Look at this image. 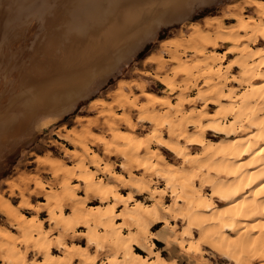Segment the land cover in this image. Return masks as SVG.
Masks as SVG:
<instances>
[{
	"label": "bare ground",
	"instance_id": "1",
	"mask_svg": "<svg viewBox=\"0 0 264 264\" xmlns=\"http://www.w3.org/2000/svg\"><path fill=\"white\" fill-rule=\"evenodd\" d=\"M216 1H61L62 21L49 23L50 14L44 15L41 21L47 19L48 30L42 32L43 24L38 33L41 29L47 34V45L55 37L57 43L67 45V52H82L85 58L79 56L73 67H61L58 75L40 81L36 91L42 93L30 96L26 105H36L44 97L45 104H53L50 118L68 112L97 82L128 63L162 25L189 18L196 8ZM249 4L254 7L251 14L237 7L222 17L205 19L203 25L192 22L185 43L173 38L161 42L174 48L167 47L168 57L161 54L150 61L157 63L154 71L142 72L163 85L162 94L142 81L122 80L112 100L92 99L91 105L98 109L94 121L63 136L73 146V163L37 156L55 184L34 180V190L44 202L36 208L25 203L35 211L32 217L0 194V213L15 230L0 228V252L6 262L178 264L172 252L165 256V249L158 248L164 242L169 252L176 248L194 264H202L208 250L233 264H264V0ZM61 51L51 56L52 70L60 65L55 63ZM89 56L92 59H86ZM51 61L44 56L39 64L42 68ZM39 69L40 65L35 67L37 73ZM66 99L56 110L54 103ZM146 124L149 130L139 132ZM98 125L108 137L93 134ZM95 143L101 145L102 155L94 150ZM110 157L116 161L109 163ZM11 186V191L20 190ZM40 212H45L50 229L39 218ZM158 225L156 234L153 229ZM28 249L41 259L28 261Z\"/></svg>",
	"mask_w": 264,
	"mask_h": 264
},
{
	"label": "rangeland",
	"instance_id": "2",
	"mask_svg": "<svg viewBox=\"0 0 264 264\" xmlns=\"http://www.w3.org/2000/svg\"><path fill=\"white\" fill-rule=\"evenodd\" d=\"M61 1L65 2V0H0V42L4 38L2 41L3 43H1L2 45L0 44V47L2 46L0 50H2L4 53L0 51V54L4 55L7 53L6 55H4L5 58L3 57L4 61L0 60V80H1L0 82V127H1L0 128V194L4 198L10 199L11 203H13L15 207L17 206L20 212L26 214L29 217H32L35 214V211L27 208L25 206V203L28 201L30 204H32L34 208H36L39 205H41V202H44L43 197H40L39 196L40 194L34 190V185H33L34 180L38 178L47 186L48 185L51 186L52 184L53 185L55 184L54 177L51 175L50 171H48L49 170L48 167L47 166L44 167V165L39 164L36 161L37 156H49V157L58 158V159L63 160L66 164L73 163L74 160H73V155L71 152V150L73 149V146L67 140H65L63 136H65V134L68 133L69 129L74 128V130L76 129L78 131H81V128H84V126L87 123L94 121L95 117L97 116L98 109L94 108L91 105L90 102L92 99L101 98V99H105L108 101L112 100L114 92H115L113 90L118 88L117 87L118 82L122 80H124L123 82L128 81L127 83L133 80L142 81L146 86H149L151 90L159 94H162L161 90L163 89V85L160 82L158 83V81L152 78L150 75H143L142 71H149V72L154 71V69H156L157 63H151L150 61L157 58L159 55L162 54L163 55V56L161 55L162 57H168V53H169L168 48L169 49L171 48L170 50H172V47L174 48V45L169 44L165 46L161 44L163 40L168 39V38H173L176 41H179L180 43H185L187 41L186 38H188V35L191 33V23L192 22H198L203 25L205 19L211 18L212 16L222 17L225 13L232 11L234 8L236 9L237 7L244 8V10L250 14L254 10V7L249 4L250 0H217L216 2L205 3L204 5L196 8V10L192 12L189 18L176 21L169 25H162L158 29L156 35L153 38L147 40L143 44L141 49L137 51L136 55L128 63L122 65L118 71L108 76L105 81L97 82L98 84L94 86V89H92V91L88 95H85L84 97L80 98L74 108H72L71 110H68V112H65L64 114L63 113L55 114L54 117L50 118L49 113L54 110L53 104H45L46 99H44V97H40L38 100L42 99L44 101L40 100L39 103L37 102L36 105H32L30 103L29 104L27 103L26 105L25 103L26 100H29L30 96L32 98L33 95H36V94L38 95V97L40 96V94L42 93V90L41 91L38 90L39 91L38 92L36 91V89L38 85L44 83L42 81H45L48 77L50 78V77L58 75L57 73L59 71H62L64 67L66 68L68 67L70 68V66L73 67L75 65L74 63L75 61L76 62L80 61L81 60L80 58L84 57L82 56L83 55L82 52L80 53L79 52L77 53L74 51L67 52L68 51V49H66L67 45L62 44L61 42L57 43V41H60V40H58L55 37L52 43H49L48 44L49 46L47 45V39H48L46 38L47 34L45 35L43 34V33H46V31L48 30L47 22L50 20L49 23L52 21H53V24L58 23L57 21L61 20L62 17L64 16L63 14H65V12H62L65 10L61 9V8H65L64 3ZM204 1L208 2V0H204ZM61 4L63 6H61ZM46 7L48 10H46ZM40 8L44 9L43 10L44 12ZM53 9H57L58 11L53 10ZM49 11H51V13H54L55 17H54V14H51ZM37 12L38 13L43 12V13L38 14ZM61 12L63 14H60ZM56 14L58 15V17H56L57 16ZM59 14L62 15V17L61 16L59 17ZM36 15L40 16L39 18L40 20L37 19L39 16L37 17ZM44 15H46L45 16L46 18L49 17L48 21H46L47 19L41 21L42 19L41 17L45 18ZM28 16L31 20L30 25L28 24L30 23ZM35 17L37 20L34 19ZM54 19L56 20L54 21ZM34 20L36 21L35 24H34L35 22ZM226 21L229 22L228 20ZM37 22L39 23L40 26H37L38 24ZM43 24L46 25L47 29ZM42 25L45 29L42 27ZM40 27L43 28L42 32L44 30L46 31L41 33V29H40L38 33V30ZM32 30H33V33H32ZM34 32L38 34L34 35ZM30 33L33 37L30 35ZM29 35L30 37H32L31 39L30 37H28ZM40 36H41L40 40H37L36 42L35 40L38 39V37ZM42 38L44 39L42 40ZM26 40L27 41L29 40V41L27 42ZM181 40L183 41L181 42ZM4 41L6 42V46L4 44ZM39 41L41 42L39 43ZM35 43L37 44L39 43V45L36 44L35 46ZM32 46L33 48H31ZM38 46L39 47L41 46L42 48H39ZM46 46L47 48L49 47L50 48L47 50H44L46 49ZM58 46L59 48H62L61 49L62 51L58 48ZM223 46H226V45H223ZM223 46H221L220 50L224 48ZM34 47H36L37 49L36 48L34 49ZM5 48L7 50H5ZM21 48H23L24 50H26L27 48L28 49L24 51ZM30 48L31 50L32 49L34 50H32L31 52ZM20 49L21 51L22 50L24 51L22 52L24 53V56L26 55V59L22 55V52H20V54L18 53ZM10 50L11 51L13 50V51L11 52ZM27 51L28 52L30 51V52L28 53ZM37 51H41L42 54H40V52L38 53ZM54 51L56 53L61 51L60 54L58 53L59 57L57 55L56 63H55L57 65L60 63V65H58L54 70H52L54 68L52 65L54 64H53V61L51 60L53 59L52 57H54V55L56 54L54 53ZM9 52H11V54H9ZM62 53H64V56L62 55ZM71 53L76 56L72 55ZM69 55H72V57ZM10 56L11 57L13 56V57L11 58ZM44 56H45V59L47 58L48 61H51L50 62L51 67L49 66V63L46 64L48 66L46 67V70L49 72H47L44 69L46 65H42V68H41L42 63L39 64L41 60L44 59ZM67 56H69V58ZM79 56L81 57L79 58ZM28 57H30V59ZM1 58L2 57H0V59ZM22 58L25 60H23ZM37 58L39 59V61ZM230 58L231 56L226 58L225 61L229 62ZM12 59H14V61ZM65 59L71 63L68 62L66 64L65 62L67 61ZM86 59H92V57L89 56L88 58L86 57ZM5 60H8V62ZM72 60H74L73 63H72ZM10 61H12L13 64ZM24 61H26V63H24ZM33 61L34 62L37 61L35 65ZM4 62L8 63L7 64L8 66L5 65L6 63ZM18 64L21 66L25 64L27 67L25 66L19 67ZM38 65H40L39 73H37L38 71L35 70V67ZM6 66H7V69H6ZM30 66H31V69H30ZM23 68H27V69H25L24 71ZM4 69H6L7 71H5ZM26 70L28 72H26ZM42 70H44L45 72ZM68 71L69 70H66L65 72H68ZM22 72H26V74ZM27 73L31 75L32 77H30ZM36 77L38 80L36 79ZM29 80H31V82H28ZM24 90L27 91L28 93L23 92ZM20 93H21V96L27 95V97L29 98L22 97L23 98L22 100L21 96L19 95ZM25 93L26 95H24ZM15 94H17L18 97L21 99H17ZM14 95L16 98L14 97ZM13 97L14 99H12ZM8 99L9 101H12V102H14L15 100L14 102L15 105L14 103L9 102ZM66 101L68 100L66 99L58 103L55 102L54 105L57 107L56 110H59L60 104L63 106L64 102ZM17 102L19 103L17 104ZM30 105H32V107ZM23 106H26V109H24L25 107L23 108ZM31 111L33 112L32 114H31ZM22 113H25V114H22ZM133 117L134 119H136L137 115L134 114ZM149 128H150V125L146 124L144 128L140 127L141 130L139 132L144 133L148 131ZM93 130L95 131L93 134L96 136H106V137L109 136V134L106 132V129L101 128V125H98V128L93 129ZM93 148L94 150H96V152L102 155V147L99 143L98 144L95 143L93 145ZM115 161H116L115 157H110L108 162L112 163ZM90 169L95 171L92 168ZM12 184H16L20 188V190L16 189L14 191H11ZM21 190L23 191V195H21L20 193ZM91 198L94 199V197H91ZM94 202L96 203V201ZM45 217H46L45 212L39 213V218L40 219L43 218L42 220H44L45 228L50 229V225L45 220ZM9 222H10L9 219L5 215L0 213V228H7L15 232V230L12 228L11 222L10 223ZM159 227L160 225H158L157 228L153 229V231L156 232V234H159L157 232L159 230ZM195 234L197 235V233ZM76 237L77 236H74V238ZM81 243L84 244V240H82ZM19 248L21 252H24L26 250V248L23 245L22 246L20 245ZM158 248L165 249V251H163V255L165 256H168L172 252L173 258L179 261L177 262L178 264H186L187 261L191 264H194L193 262L194 260L193 261L190 260V258L185 254L178 253L176 248L169 252V249L165 247L164 242H161L158 245ZM55 253H57V251H55ZM2 256L4 255L2 254V252H0V264H10L6 262V259L5 258L3 259ZM35 256H36V252L32 249L31 250L28 249L26 253V259L28 261L41 259L40 256L39 257L38 256L35 257ZM101 257H102V260L105 259L104 254H101ZM75 264H78V263L75 262ZM202 264H233V263H231L230 261L226 259H220L218 256H215L212 251L208 250V254L206 255V260H204ZM257 264H260V263L257 262Z\"/></svg>",
	"mask_w": 264,
	"mask_h": 264
},
{
	"label": "crops",
	"instance_id": "3",
	"mask_svg": "<svg viewBox=\"0 0 264 264\" xmlns=\"http://www.w3.org/2000/svg\"><path fill=\"white\" fill-rule=\"evenodd\" d=\"M160 244V243H159ZM184 260V259H183ZM177 262H179V261H177ZM182 263V262H181ZM186 264H191V263H189L188 261H187V263Z\"/></svg>",
	"mask_w": 264,
	"mask_h": 264
}]
</instances>
